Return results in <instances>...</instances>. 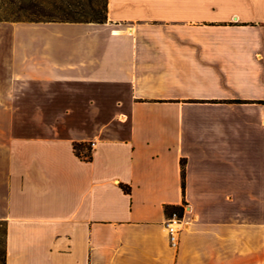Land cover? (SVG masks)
Segmentation results:
<instances>
[{
	"label": "crops",
	"instance_id": "obj_1",
	"mask_svg": "<svg viewBox=\"0 0 264 264\" xmlns=\"http://www.w3.org/2000/svg\"><path fill=\"white\" fill-rule=\"evenodd\" d=\"M0 220L4 264H264V0L0 21Z\"/></svg>",
	"mask_w": 264,
	"mask_h": 264
},
{
	"label": "trees",
	"instance_id": "obj_2",
	"mask_svg": "<svg viewBox=\"0 0 264 264\" xmlns=\"http://www.w3.org/2000/svg\"><path fill=\"white\" fill-rule=\"evenodd\" d=\"M15 21H69V22H104L106 20L107 0H19ZM18 13V14H19ZM0 20H9L2 18ZM73 149L79 157L91 158L90 146L85 142H74ZM183 166V163H182ZM183 169V167H182ZM128 192L129 187L123 186ZM183 205H164V212L169 217L175 212L179 217L183 213ZM2 233V248L0 249V264L5 262V222L0 220Z\"/></svg>",
	"mask_w": 264,
	"mask_h": 264
},
{
	"label": "built area",
	"instance_id": "obj_3",
	"mask_svg": "<svg viewBox=\"0 0 264 264\" xmlns=\"http://www.w3.org/2000/svg\"><path fill=\"white\" fill-rule=\"evenodd\" d=\"M93 145V143L91 144ZM168 237H169V242L170 245L173 247H177L178 241H179V234L181 231V219L180 217L173 212L167 219L165 220V225H164Z\"/></svg>",
	"mask_w": 264,
	"mask_h": 264
},
{
	"label": "rangeland",
	"instance_id": "obj_4",
	"mask_svg": "<svg viewBox=\"0 0 264 264\" xmlns=\"http://www.w3.org/2000/svg\"><path fill=\"white\" fill-rule=\"evenodd\" d=\"M19 3H20L19 0H0V19L2 18L9 19V20H0V21L16 22L15 19L17 18L18 15H20V13L16 11ZM1 228L2 227H0V249L2 248V239H3Z\"/></svg>",
	"mask_w": 264,
	"mask_h": 264
}]
</instances>
